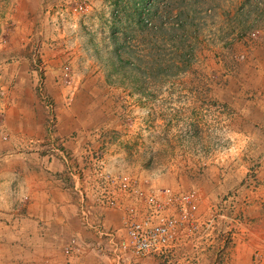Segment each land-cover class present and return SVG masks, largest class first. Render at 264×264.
I'll return each mask as SVG.
<instances>
[{
  "label": "rangeland",
  "instance_id": "rangeland-1",
  "mask_svg": "<svg viewBox=\"0 0 264 264\" xmlns=\"http://www.w3.org/2000/svg\"><path fill=\"white\" fill-rule=\"evenodd\" d=\"M50 55L65 59L52 65ZM52 67L59 85L75 81L86 91L78 93L86 116L76 111L67 137L57 135L56 98L69 106L76 94L46 88ZM37 106L42 138L25 130ZM50 113L55 127L46 122ZM263 114L264 0H0V264L36 263V238L22 236L33 227L25 223L23 177L41 158L62 163L60 181L78 184L70 188L77 202L94 206L98 179L89 152L98 151L111 176L195 190L202 219L223 206L247 220L243 209L256 200L254 176L264 162ZM232 161L237 168L248 162L244 179L253 187L218 193ZM71 240L80 251L86 246L71 238L62 249L67 258L80 252L65 251ZM199 257L220 264L226 252Z\"/></svg>",
  "mask_w": 264,
  "mask_h": 264
},
{
  "label": "built area",
  "instance_id": "built-area-1",
  "mask_svg": "<svg viewBox=\"0 0 264 264\" xmlns=\"http://www.w3.org/2000/svg\"><path fill=\"white\" fill-rule=\"evenodd\" d=\"M77 9L82 10V6L77 5L74 10ZM43 99L46 108H50L51 104L45 96ZM46 122L51 127L56 126L52 113L47 115ZM89 153L95 157L93 172H96L98 181L93 192L96 200L92 206L80 197L78 214L82 225L95 235L91 246L111 258L112 264H139L137 259L146 258L159 259L164 264H202L201 252L219 248H224L226 252L233 242L237 225L242 222L240 216L227 214L221 206L213 217L202 219L197 213L199 197L195 190L147 188L136 176H111L104 171L100 152ZM73 170L70 169V174L75 172ZM83 178L88 189L90 183ZM71 186L75 189L78 184L74 182ZM98 209L120 212V225L117 228L105 227L103 215L97 213ZM221 218L226 223L224 220L219 222ZM227 218L235 224L230 226ZM73 249L79 250V245L71 240L65 251L69 253Z\"/></svg>",
  "mask_w": 264,
  "mask_h": 264
},
{
  "label": "crops",
  "instance_id": "crops-1",
  "mask_svg": "<svg viewBox=\"0 0 264 264\" xmlns=\"http://www.w3.org/2000/svg\"><path fill=\"white\" fill-rule=\"evenodd\" d=\"M53 37L55 36L52 34L51 38ZM50 56L53 58L47 57L46 59L52 65L65 59L64 57H56L55 59V55ZM57 73V70H54L53 67L52 70L47 71L46 88L53 94L56 93L57 89L67 93H72L71 91H73L76 94L74 103L69 106L65 105L63 97L56 98L58 105L57 117H59L57 135L67 137L72 133L73 115L78 111L79 115L82 116V110H84V106L80 104L78 93H86V91L75 81L70 87L59 85V81H54ZM36 108L37 112L34 115L33 122H31L33 128L28 127L25 130L28 136L32 135L42 138L46 135L45 118L41 108L39 106ZM83 116H86V112L83 113ZM261 125H264V114ZM71 146H73L72 143ZM231 157L234 159V155ZM246 163L248 162H244L241 168H237L238 163L232 161L230 167L226 170L225 177L220 183H217L216 192L219 193L221 190L227 189L233 190L238 187L241 189L244 185L248 188L253 187L250 185L253 182L247 178L244 179L247 172ZM36 164L37 167H33L35 169L33 174L27 175L29 176L27 178L24 171L23 177L24 190L30 198V202L27 205L25 223L28 220L33 227L31 233L24 230L22 236L26 237V240L30 237L36 238L33 245H31L36 258V263L34 264H86V261L112 264L111 258H107L91 246L95 238L94 233L90 230L87 233L83 231L86 228L76 214L78 204L76 196L70 189L71 186L67 185L66 187L60 181V173L63 170L62 163L59 161L46 163L45 159L41 158L37 160ZM257 168L259 172L254 177L258 186L256 187V194L252 198L256 200L251 206L243 209L244 215L248 219H244V222L237 225V232L235 236L233 235V242L228 245L226 258L220 264H264V162ZM97 211V213L103 215L105 223L109 221V223L113 224L112 226L120 224V212L107 209H98ZM197 213L200 214V211L197 210ZM81 227L83 228L81 229ZM73 237L78 240L82 238L86 246H82V251L79 250L80 252H75L71 254L70 258H67L62 250L63 245ZM80 243L82 242L80 241ZM256 253H258V257L256 256L255 258ZM211 254L210 256H212ZM210 260L211 258L206 260L207 264H209ZM142 262L141 264H164L155 258L142 259Z\"/></svg>",
  "mask_w": 264,
  "mask_h": 264
}]
</instances>
